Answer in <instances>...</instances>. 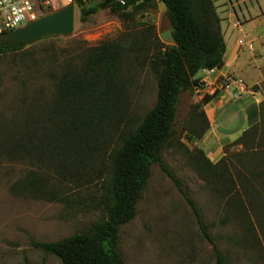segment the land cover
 Returning a JSON list of instances; mask_svg holds the SVG:
<instances>
[{
    "label": "rangeland",
    "instance_id": "374dc122",
    "mask_svg": "<svg viewBox=\"0 0 264 264\" xmlns=\"http://www.w3.org/2000/svg\"><path fill=\"white\" fill-rule=\"evenodd\" d=\"M212 1L225 42V59L231 60V55L237 53V63L245 66L243 77L234 72L203 71L199 85L180 96L172 139L162 153L178 184L157 165L150 168L137 214L119 231L118 247L124 264H215L213 246L233 264H264V221L258 223L250 211V223L245 224L238 217L224 220L225 199L215 183H207L200 176L196 152L201 150L213 165L225 157L235 183L238 185L235 171L241 172L264 198L263 186L250 177L246 159L237 160L240 157L236 155L243 152L242 145L234 144L251 128V108L246 106L253 107L259 93L264 96V71L259 70L264 68V56H255L264 40L256 41L246 35L251 25L246 9L249 14L258 15L264 11V0ZM93 6L89 3L86 8ZM96 8L81 21L75 6L73 30L68 37L45 38L19 51L0 53V141L23 131L25 119L35 112L34 108L44 109L50 102L54 86L43 73L59 72V64L53 60L62 61L70 55L74 56V65H79L87 48L127 34H142L151 48L172 44L166 7L158 0L133 11L127 21L106 8ZM261 19L255 22L259 30L264 17ZM241 40L251 43L252 50L239 44ZM151 53L141 54V60L125 80L128 109L121 125L108 130L110 148L102 154L101 180L78 189L74 185L65 200H50L29 184L44 180L48 172L45 166L0 154V264H61L55 256L31 247V242H55L85 232L105 217L98 203L109 171L110 150L117 146L120 137L139 125L155 104L156 77L150 68ZM252 63L257 67L250 68ZM230 84L238 88L226 96L224 90ZM214 92L217 98L211 103L197 106L205 94ZM260 108L259 118L264 121V103ZM201 111L206 121L200 117ZM196 132H202L198 139ZM47 188H51V183ZM239 191L243 197L245 192ZM189 202L198 209L211 242L202 235Z\"/></svg>",
    "mask_w": 264,
    "mask_h": 264
},
{
    "label": "trees",
    "instance_id": "16d2710c",
    "mask_svg": "<svg viewBox=\"0 0 264 264\" xmlns=\"http://www.w3.org/2000/svg\"><path fill=\"white\" fill-rule=\"evenodd\" d=\"M154 1L102 0L89 9L87 5H78V9L81 21L93 14L96 6L127 21L133 11ZM158 1L166 7L170 46L151 48L142 34H127L87 48L79 65H74V56L70 55L62 61L53 60L59 64V72L43 73L54 86L50 102L44 109L34 108L35 112L25 119L23 131L13 132L0 141V154L4 157L28 159L45 166L48 172L44 180H32L29 184L50 200H65L68 192L74 191V185L78 189L101 180L102 154L110 148L108 130L121 125L128 109L125 80L141 60V54L152 52L149 58L156 77L155 104L143 115L139 125L127 130L130 132L120 137L117 146L110 150L109 171L98 203L105 217L85 232L55 242H31V247L55 256L61 264H124L118 247L119 231L137 214L138 200L150 168L157 165L178 184L162 153L172 139L180 96L199 85L201 72L219 70L224 65L225 42L212 0ZM28 45H0V53L16 52ZM215 98L217 92L205 94L197 106H205ZM260 105L252 107L248 115L251 128L234 144L243 148L236 155L240 157L237 160L246 159L250 177L261 182L264 189V121L259 118ZM204 116L201 111L200 117L206 121ZM194 136L198 139L202 132ZM196 152L200 176L207 183H215L225 199L224 220L238 217L245 224L250 223V211L258 223L264 221L261 211L264 198L252 183L235 171L237 185L225 157L213 165L201 150ZM239 189L245 192L243 197ZM189 203L202 235L211 242L198 209ZM212 252L215 264H233L217 247L213 246Z\"/></svg>",
    "mask_w": 264,
    "mask_h": 264
},
{
    "label": "built area",
    "instance_id": "2783aa9c",
    "mask_svg": "<svg viewBox=\"0 0 264 264\" xmlns=\"http://www.w3.org/2000/svg\"><path fill=\"white\" fill-rule=\"evenodd\" d=\"M102 0H0V34L19 29L40 17L66 7L98 3ZM123 3V0H117ZM239 44L252 50V44L243 40ZM230 82V78L227 79ZM234 83V82H233Z\"/></svg>",
    "mask_w": 264,
    "mask_h": 264
},
{
    "label": "water",
    "instance_id": "95a60500",
    "mask_svg": "<svg viewBox=\"0 0 264 264\" xmlns=\"http://www.w3.org/2000/svg\"><path fill=\"white\" fill-rule=\"evenodd\" d=\"M73 23L74 6L69 4L19 29L0 34V45H28L45 38L68 37L72 33Z\"/></svg>",
    "mask_w": 264,
    "mask_h": 264
},
{
    "label": "crops",
    "instance_id": "0c3cea01",
    "mask_svg": "<svg viewBox=\"0 0 264 264\" xmlns=\"http://www.w3.org/2000/svg\"><path fill=\"white\" fill-rule=\"evenodd\" d=\"M246 11H247L246 14H248V20H250L249 23H251L249 29L246 30V35L250 36V37L252 36V39H254L256 41H258L259 39H261V40L263 39L264 40V21L261 22L262 24H261V29L260 30L257 28V24L255 23L257 20H262L261 17H264V11L259 12L258 15L257 14L256 15L249 14L250 13L249 9H246ZM262 55L264 56V46L257 47L256 48V52H255L256 58L262 57ZM225 56H226V53L224 54V65L222 66V68L219 69V70H217V69L216 70H212L211 73L212 72L214 73L215 71H217V72H234L236 75H240L241 77H243L242 71L244 70L245 66L243 64H240V63L238 64L237 63L238 58H239L237 53H234V55H231V60L230 59L226 60ZM256 67L257 66L255 65V63H252L250 65V68H256ZM259 70H261V72H262V71H264V68L263 69L261 68ZM263 76H264V74H263ZM255 83H257V82H255ZM258 84H260V83H258ZM237 88L238 87H236L235 85H231V84L228 85L226 90H224L225 95L227 96L229 94V96H231L232 91L233 90H237ZM259 94H260L259 97H257L256 95H253V97L256 96V98L254 100V105L255 106H258L264 100V96H262L261 93H259ZM231 98L235 99L236 97L233 96ZM246 107L251 108V110H252L251 106L247 105Z\"/></svg>",
    "mask_w": 264,
    "mask_h": 264
}]
</instances>
